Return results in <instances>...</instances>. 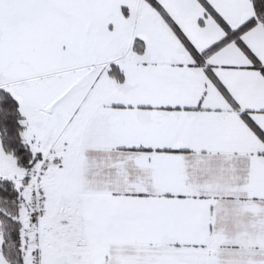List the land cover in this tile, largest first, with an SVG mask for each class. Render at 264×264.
I'll use <instances>...</instances> for the list:
<instances>
[{
	"label": "snow or ice",
	"instance_id": "obj_1",
	"mask_svg": "<svg viewBox=\"0 0 264 264\" xmlns=\"http://www.w3.org/2000/svg\"><path fill=\"white\" fill-rule=\"evenodd\" d=\"M0 264H264V0H0Z\"/></svg>",
	"mask_w": 264,
	"mask_h": 264
}]
</instances>
